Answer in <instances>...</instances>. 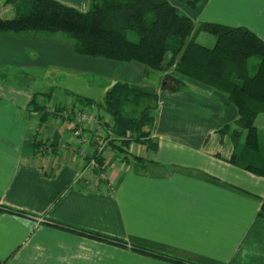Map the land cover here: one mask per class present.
I'll return each instance as SVG.
<instances>
[{"label": "crops", "instance_id": "0c3cea01", "mask_svg": "<svg viewBox=\"0 0 264 264\" xmlns=\"http://www.w3.org/2000/svg\"><path fill=\"white\" fill-rule=\"evenodd\" d=\"M55 1L87 12L92 0ZM168 1L196 22L244 27L264 41V0ZM189 1L200 4L192 8ZM53 70L60 77L68 71L89 83L94 74L159 94L152 134L158 151H146L144 158L154 162L146 173L111 154L101 181L84 159L93 150L83 154L73 138L79 123L44 119L35 110L33 98L50 90L49 112L74 103L59 101L61 88L47 80ZM43 71L50 72L44 79ZM147 78L133 65L78 56L57 37L0 36V207L19 212H0V264H171L132 247L198 264H264V178L229 164L233 144L219 133L238 119L237 110L203 85L187 83L171 93ZM46 99L38 100L43 105ZM42 141L53 144L52 154L35 148Z\"/></svg>", "mask_w": 264, "mask_h": 264}, {"label": "trees", "instance_id": "16d2710c", "mask_svg": "<svg viewBox=\"0 0 264 264\" xmlns=\"http://www.w3.org/2000/svg\"><path fill=\"white\" fill-rule=\"evenodd\" d=\"M188 4L197 8L200 1ZM6 5L13 7L15 17L8 19L0 15V36L62 38L78 56L133 65L141 68L146 77L156 74L158 79L180 83L179 91L185 90L187 82L170 76L173 71L183 79L222 94L226 106L235 108L238 113L233 124L219 131L222 138H228L233 144L234 152L227 162L264 178V139L258 126L264 116V41L251 30L196 22L168 0H92L87 12L55 0H8ZM201 36L215 40L210 44L199 42ZM65 93L74 99L71 108L56 106L49 112L48 105L53 98H47L41 105L39 95L33 98L32 105L43 112L44 119L51 115L77 121L79 126L72 129V133L82 128L77 113L97 110L95 116L100 127L103 130L105 127L109 135L124 144L117 145L114 154L123 157L122 162L132 160L146 173L154 162L127 154L124 147L140 144L150 152L158 151V144L152 138L160 107L158 93L120 81L106 93L104 103L74 92ZM77 106H81L79 110ZM34 145L45 154H52L55 149L49 141L34 142ZM79 148L83 150L82 146ZM91 157L97 161L96 174L105 181L102 176L107 170V158L97 151ZM0 212L19 213L7 207H0ZM259 218L264 220V199ZM59 227L100 242L127 247L123 241L102 234ZM132 249L171 264H198L140 247Z\"/></svg>", "mask_w": 264, "mask_h": 264}, {"label": "rangeland", "instance_id": "374dc122", "mask_svg": "<svg viewBox=\"0 0 264 264\" xmlns=\"http://www.w3.org/2000/svg\"><path fill=\"white\" fill-rule=\"evenodd\" d=\"M0 8H2L1 9L2 17L8 18V19H12L15 17V13L12 10L13 7L11 5H4V6L0 5ZM205 36H207V35H205ZM205 38H208V40H212V39H213V41L215 40L213 37H210V36L205 37ZM60 39L62 41H64L62 38H60ZM198 41L202 42L200 37L198 38ZM50 72L53 73L52 74L53 77H50V79L47 78V80L48 81L52 80V82L54 83V86L61 88V89H59V91H60V93H59L60 100L59 101L60 102L72 101V100L74 101L73 97H71L70 95H67L65 93V91H68V92H74L76 94H79V95H82V96H85L88 98H92L97 103H104L106 93L110 90V88L114 84V80H112L111 78H106V79H103L100 77L96 78V76L94 74H90L89 77H87L88 80L90 81L88 83L86 81H79V79L84 80L83 79L84 76L78 77V75L73 74V76L75 75V77H71L70 73L68 71H64V73H62L61 77L58 74H54L55 70H53V72L52 71H50ZM50 72L49 73L46 72V73L50 74ZM59 72H63V70H59ZM43 73H44V71H43ZM46 73L42 74V79L45 78L43 76ZM170 76H176V77L182 79L183 81H186L189 84H193V85L199 84V83H196V82L191 81V80L183 79V78L177 76L175 73L173 74V71L171 72ZM145 82H149L151 84H154V85H156L155 86L156 89L159 88L160 90L162 89L164 91L178 90L179 86H180V83L173 82L171 79H167V80H163L161 78L158 79L156 74H152L150 79L147 78V80ZM45 84H46V82H45ZM154 85H152V87H154ZM207 88H209V87H206V89ZM189 89L191 90V87H189ZM207 90L214 91L211 88H209ZM51 94H52V92L50 90L49 92H46V93L44 92V94H41L39 96L43 95L42 97L45 99V98L50 97ZM67 107L71 108L72 104L67 105ZM263 122H264V116H261V118L258 121V126L260 128V131L262 132L263 139H264V124H263ZM82 127L84 128L85 126L82 125ZM86 128H87V130L88 129L91 130L88 127H86ZM104 130L106 132H104L103 129L99 130V131H102L100 133H99V131L96 132V133H98L97 134L98 136L95 133L94 138L92 139L93 141H91V144L89 145V147L86 148L87 146H85L86 152H88L90 149H92L93 151L91 152V155L85 156V158L84 157L83 158L94 169L97 168V161L95 159H91L92 158L91 156H93V154L96 151L98 152V154L103 153L104 156L106 158H108L111 154H114L116 152V146L117 145H120V146L124 145L123 143H120L119 141H117L113 135H109L107 133L108 130L105 127H104ZM80 145H82V144H80ZM129 146H131V148H129ZM124 148H125L127 154H132L133 156H138V157H143V158L145 157L146 151H147V148L143 145H140V144H133V145L128 144V147L125 146ZM129 150H130V153H128ZM88 157H90V158H88ZM121 159L123 161V157ZM102 179L103 180L105 179V174H103Z\"/></svg>", "mask_w": 264, "mask_h": 264}, {"label": "built area", "instance_id": "2783aa9c", "mask_svg": "<svg viewBox=\"0 0 264 264\" xmlns=\"http://www.w3.org/2000/svg\"><path fill=\"white\" fill-rule=\"evenodd\" d=\"M96 114L93 111L77 113V120L85 127L90 128L88 132L85 133L83 127L81 129L76 130L72 133L74 140L80 146H83L82 153L84 154L86 148L91 144L92 138L94 137L95 130H101L99 123L96 120ZM94 130V131H93ZM85 146H87L85 148Z\"/></svg>", "mask_w": 264, "mask_h": 264}]
</instances>
